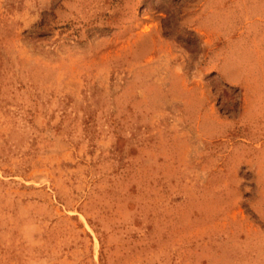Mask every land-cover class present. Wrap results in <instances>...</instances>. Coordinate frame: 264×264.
<instances>
[{
    "label": "rangeland",
    "instance_id": "374dc122",
    "mask_svg": "<svg viewBox=\"0 0 264 264\" xmlns=\"http://www.w3.org/2000/svg\"><path fill=\"white\" fill-rule=\"evenodd\" d=\"M0 264H264V0H0Z\"/></svg>",
    "mask_w": 264,
    "mask_h": 264
}]
</instances>
